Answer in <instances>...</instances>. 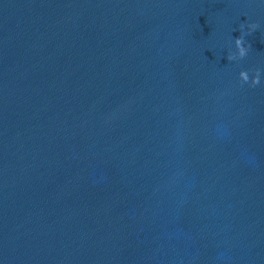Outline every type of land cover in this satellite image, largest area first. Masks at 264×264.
<instances>
[{"label": "clouds", "instance_id": "clouds-1", "mask_svg": "<svg viewBox=\"0 0 264 264\" xmlns=\"http://www.w3.org/2000/svg\"><path fill=\"white\" fill-rule=\"evenodd\" d=\"M240 27L241 30H243L244 25L242 24ZM257 28L258 25L256 23L248 24L249 31H255ZM234 44L236 51L228 53L227 60L229 61L244 58L248 54L249 48L251 46V45H246L243 34H241L239 37L234 38ZM239 77L242 83H249L250 81V86L254 87L260 83L261 71L258 68L255 69L254 75H252L250 79L249 72L247 70H241L239 73Z\"/></svg>", "mask_w": 264, "mask_h": 264}]
</instances>
